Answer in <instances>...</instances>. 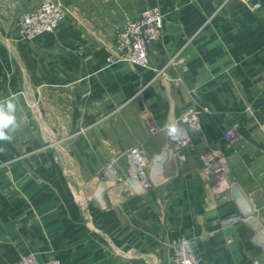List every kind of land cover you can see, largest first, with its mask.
<instances>
[{
    "label": "crops",
    "instance_id": "1",
    "mask_svg": "<svg viewBox=\"0 0 264 264\" xmlns=\"http://www.w3.org/2000/svg\"><path fill=\"white\" fill-rule=\"evenodd\" d=\"M42 1L0 0V99L17 95L20 122L0 141V264L27 252L46 264H171L182 236L202 264H264V0H59L63 21L27 39L18 18ZM155 5L164 32L150 66L109 64L126 20ZM191 108V146L173 153L166 133L150 134ZM229 128L230 184L216 192L201 154ZM134 146L146 190L107 170L101 193L102 179L81 178ZM69 160L79 179H67Z\"/></svg>",
    "mask_w": 264,
    "mask_h": 264
},
{
    "label": "built area",
    "instance_id": "2",
    "mask_svg": "<svg viewBox=\"0 0 264 264\" xmlns=\"http://www.w3.org/2000/svg\"><path fill=\"white\" fill-rule=\"evenodd\" d=\"M68 14V9L59 0H43L36 8L23 11L18 18V31L27 39H34L42 33L53 32ZM164 32V16L159 5L145 9L137 18H128L116 34L112 53L107 57L111 65L128 62L144 67L150 66L149 49ZM201 129L199 111L191 108L179 115L171 123L158 126L149 124L151 135L166 133L168 145L173 153H179L192 144V131ZM238 134L234 128L224 131L223 141L201 154L203 167L201 173L213 180V188L221 192L229 187L228 153L234 146ZM129 162L126 179L135 177L134 186L146 190L150 186L148 179V160L144 151L130 147L124 152ZM109 167H113L110 163ZM108 167V168H109ZM107 168V169H108ZM106 169V170H107ZM107 176L106 174L104 175ZM144 176V177H143ZM103 178V177H102ZM120 178V177H119ZM115 180V179H114ZM140 181V182H139ZM241 219V216L237 217ZM203 256L197 252L191 239L180 237L174 244L171 264H202ZM9 264H46L31 252L23 253L18 260Z\"/></svg>",
    "mask_w": 264,
    "mask_h": 264
},
{
    "label": "rangeland",
    "instance_id": "3",
    "mask_svg": "<svg viewBox=\"0 0 264 264\" xmlns=\"http://www.w3.org/2000/svg\"><path fill=\"white\" fill-rule=\"evenodd\" d=\"M37 106L38 105L36 103L28 104V107H33L34 108L33 110H35V111H38ZM68 156H69V154H68ZM68 156L66 155V158H68ZM110 163L113 164V167H114V169H115V171L117 173V176L120 177V178H117V176H116V179H126L125 178V175H124V172L122 171V168L124 167L123 169H124V171H126L125 170V166H126L127 171H128L129 170V162L126 159V156L124 155V152L121 153V154L120 153L119 154L114 153V155L111 156V157H108L106 155V157L103 159V165H102V167H101V169L99 171L100 173H97L95 175H92V173H90V169L87 168L85 171H82V177L81 178L82 179H94L96 177H98V178L101 177V179H102V175H105L106 174V169L109 167V164ZM65 166H66L65 172H66L67 179H79V175H77L79 173H77L75 167H72L71 160H69L68 162H66L65 163ZM110 177L111 178H114L112 176H110ZM111 178H108L107 176H105V179H111Z\"/></svg>",
    "mask_w": 264,
    "mask_h": 264
},
{
    "label": "clouds",
    "instance_id": "4",
    "mask_svg": "<svg viewBox=\"0 0 264 264\" xmlns=\"http://www.w3.org/2000/svg\"><path fill=\"white\" fill-rule=\"evenodd\" d=\"M18 97L10 94L8 97L0 99V141L11 142L15 132L20 127L17 119ZM0 151H3L0 148Z\"/></svg>",
    "mask_w": 264,
    "mask_h": 264
},
{
    "label": "water",
    "instance_id": "5",
    "mask_svg": "<svg viewBox=\"0 0 264 264\" xmlns=\"http://www.w3.org/2000/svg\"><path fill=\"white\" fill-rule=\"evenodd\" d=\"M168 154V151H164L162 155L159 156V165L161 166V163H163L166 155ZM102 180L100 181L99 190L100 193L103 192L106 189V181L104 180V175H102ZM137 179L135 177L130 179V183L134 185L136 183ZM235 197L240 198L242 196V191L238 186L233 187Z\"/></svg>",
    "mask_w": 264,
    "mask_h": 264
},
{
    "label": "bare ground",
    "instance_id": "6",
    "mask_svg": "<svg viewBox=\"0 0 264 264\" xmlns=\"http://www.w3.org/2000/svg\"><path fill=\"white\" fill-rule=\"evenodd\" d=\"M107 173H108L109 176H116L117 175L114 167H109L108 170H107ZM95 179H101V177H99V178L97 177ZM93 191L98 192V193L100 192L98 187H93Z\"/></svg>",
    "mask_w": 264,
    "mask_h": 264
}]
</instances>
